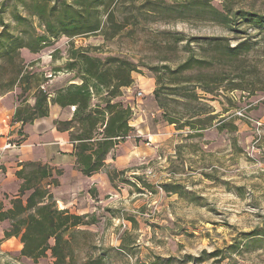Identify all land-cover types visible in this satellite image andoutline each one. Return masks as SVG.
<instances>
[{"label": "rangeland", "instance_id": "obj_1", "mask_svg": "<svg viewBox=\"0 0 264 264\" xmlns=\"http://www.w3.org/2000/svg\"><path fill=\"white\" fill-rule=\"evenodd\" d=\"M151 1L174 5L185 0ZM129 3V0L119 2L116 8L120 10ZM209 3L218 11L224 8L264 11V0H209ZM139 4L140 1L136 2V6ZM15 5L22 12L19 1L0 0V19L12 27L15 23L11 22L10 11ZM116 14L122 21L123 15L119 11ZM152 15L149 20H130L110 40L101 34L61 36L38 53L21 50L13 65L2 63L1 79H12L20 68L23 74L35 77V83L39 80L38 89L51 96L69 85L80 84L75 71L66 69L73 51L102 61L107 58L125 61L135 69L129 91L122 88L117 99L132 107L129 124L133 131L109 153L114 158L120 150L121 168H103L98 188L89 185V179L79 171L67 166L62 170L54 168L61 171L53 176L58 185L48 191L58 210L88 215V222L93 219V224L78 228L86 234L76 235L75 264L95 260L100 255H104L105 264L154 261L165 264L168 259L172 260L170 264H264V238L258 237L261 242L254 245L251 234L253 231L264 234V58L260 53L249 56L246 69L259 70L258 80L249 74L254 85L248 89L253 94L230 91L224 86L213 94H205L196 87L183 86L180 93L194 91L198 95L195 102L183 94L168 95L163 90L168 77L162 70L164 65L174 70L187 58L185 42L174 44V35L195 39L193 48L203 44V39H223L230 46L243 41L257 42L264 48V33L249 29L245 23L231 31L209 19L175 20L163 14ZM32 26L37 35L42 33L36 18L32 19ZM13 87L11 92L0 96L2 211L11 208L10 200L18 193L21 181L15 170L28 162L42 164L54 117L69 121L74 111L50 105L48 117L23 126L14 123L19 105L33 106L35 89L23 91L24 86L16 83ZM139 92L141 97H137ZM100 99V95L95 96L92 104H99ZM160 103L165 107L161 108ZM55 107L61 112L55 113ZM190 109L200 114L191 118L195 113ZM207 115L214 118L205 129H201V123L193 124L195 128L186 124ZM168 119H175L176 124H169ZM27 137L30 142H26ZM148 140L152 146L147 145ZM165 185H176L181 194L166 193ZM8 229V221L0 222V264L53 263L50 253L37 263L21 257L19 239H3ZM214 251L220 252L216 258L207 256ZM199 258L202 262H195Z\"/></svg>", "mask_w": 264, "mask_h": 264}, {"label": "trees", "instance_id": "obj_2", "mask_svg": "<svg viewBox=\"0 0 264 264\" xmlns=\"http://www.w3.org/2000/svg\"><path fill=\"white\" fill-rule=\"evenodd\" d=\"M15 1H19L23 9L22 13L15 5L10 11L11 22L15 23V26L5 24L0 19V77L2 63L9 62L13 65L21 50L38 53L52 40L61 36L73 38L101 34L106 40H110L118 36L130 20H149L155 13L175 20L209 19L231 31L245 23L249 29L264 33V11H233L231 8L218 11L209 0H185L174 5L164 2L158 4L151 0H129V5L121 6L120 10L116 5L125 0ZM138 1L140 4L136 6ZM117 11L123 15L122 21L117 19ZM33 18H36L43 28L39 35L32 26ZM172 38L174 44L185 42L187 58L174 70L168 65L162 67L163 74L167 73L168 77L163 90L168 95L183 94L182 96L190 102L197 101L199 97L194 91L180 93L185 85L196 87L205 94H213L222 86L228 87L230 91L254 93L248 89L254 85V82L249 80V74L258 80L259 70L257 67H254V71L246 68L250 64V55L260 53L264 58V48H260L259 43L243 41L230 46L223 39H203V44L193 48L191 44L196 42L195 39H184L178 35ZM70 60L66 69L75 71L79 85H69L51 96L38 89L39 80L35 83V77L29 73L23 74L19 68L15 70L16 75L12 79L4 81L0 78V96L11 92L15 83L23 85V91L35 89L33 106L19 105L15 109L13 122L22 126L48 117L50 105L61 109L74 108L69 121L55 120L53 125L57 132L68 134L75 167L82 176L90 178L104 168L109 153L133 131L129 124L133 114L132 107L117 99L122 88H130L132 85L131 73L135 69L125 61L114 58L102 61L81 51H73ZM32 77L34 87H31ZM156 82L161 84L159 80ZM102 91L104 92L101 94ZM97 95L101 98L99 104H92ZM160 106L165 107L161 103ZM190 111L195 113L191 118L200 114L196 109ZM213 118L207 115L204 119L197 118L187 121L190 123L186 124L195 128L193 124L201 123V129H205ZM168 122L176 124L175 119H168ZM221 123L223 125L224 120ZM60 173L61 171L54 170L48 164L28 162L19 165L15 172L16 178L21 181L18 193L11 198L10 209L2 211L0 207V222L9 223V229L3 233V239L18 238L22 245L20 256L33 263L46 258L50 253L52 264H75L73 244L76 235L86 234L78 228L93 224V219L92 222L86 221L88 215L71 214L66 209L58 210L48 189L58 185L53 176ZM178 188L176 185H165L164 191L181 194ZM251 234L254 245L261 242L258 237L264 238V234L258 231ZM120 250H124L123 247H120ZM219 253L214 251L207 256L216 258ZM171 261L168 259L165 264H170ZM195 262H202V259H196ZM83 264H105V257L100 255L95 260ZM151 264H156V261Z\"/></svg>", "mask_w": 264, "mask_h": 264}, {"label": "crops", "instance_id": "obj_3", "mask_svg": "<svg viewBox=\"0 0 264 264\" xmlns=\"http://www.w3.org/2000/svg\"><path fill=\"white\" fill-rule=\"evenodd\" d=\"M126 91H129V88L126 89ZM55 113L61 112L59 108L55 107ZM58 110V111H57ZM52 111H50L51 113ZM57 117H54L53 120H56ZM134 127V125H133ZM45 136V135H43ZM43 136H39V138H43ZM50 138V139H49ZM49 143L44 148V158L42 160V164H48L49 166L53 168L61 169L64 167H68L69 169H73L75 171H78L75 167V160L74 157H72V146L69 143V138L66 133H60L55 130L54 127L51 128V131L49 133ZM31 139L28 137L26 138V142H30ZM44 140H42L43 142ZM41 142V143H42ZM45 142V141H44ZM39 143V142H38ZM1 145V144H0ZM147 145L152 146L151 141L148 140ZM1 148V146H0ZM3 149V148H2ZM120 150L116 152V156L113 158L112 156H108L105 160V166L104 169H107L109 167L119 170L123 164V159L119 156ZM132 155H129L131 159ZM126 159V158H125ZM27 160L34 161V159L28 158ZM40 162V161H37ZM103 169V170H104ZM18 168L15 170L17 171ZM100 171L96 175H93L92 177L88 178V184L94 187L98 188V182L99 180L102 181L103 173L104 171Z\"/></svg>", "mask_w": 264, "mask_h": 264}, {"label": "built area", "instance_id": "obj_4", "mask_svg": "<svg viewBox=\"0 0 264 264\" xmlns=\"http://www.w3.org/2000/svg\"><path fill=\"white\" fill-rule=\"evenodd\" d=\"M142 96V94L139 92L138 94H137V97H141ZM147 173H148V175H151V171H147Z\"/></svg>", "mask_w": 264, "mask_h": 264}]
</instances>
